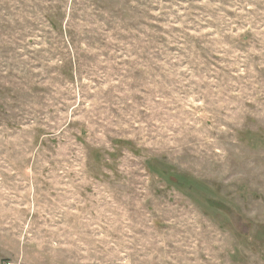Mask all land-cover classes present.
Returning a JSON list of instances; mask_svg holds the SVG:
<instances>
[{
  "label": "rangeland",
  "instance_id": "rangeland-1",
  "mask_svg": "<svg viewBox=\"0 0 264 264\" xmlns=\"http://www.w3.org/2000/svg\"><path fill=\"white\" fill-rule=\"evenodd\" d=\"M264 264V0H0V264Z\"/></svg>",
  "mask_w": 264,
  "mask_h": 264
},
{
  "label": "built area",
  "instance_id": "built-area-1",
  "mask_svg": "<svg viewBox=\"0 0 264 264\" xmlns=\"http://www.w3.org/2000/svg\"><path fill=\"white\" fill-rule=\"evenodd\" d=\"M7 264H20V263H16V262H8Z\"/></svg>",
  "mask_w": 264,
  "mask_h": 264
}]
</instances>
